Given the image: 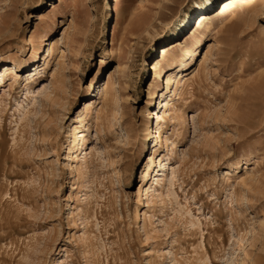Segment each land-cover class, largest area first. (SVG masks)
<instances>
[{
    "label": "rangeland",
    "instance_id": "374dc122",
    "mask_svg": "<svg viewBox=\"0 0 264 264\" xmlns=\"http://www.w3.org/2000/svg\"><path fill=\"white\" fill-rule=\"evenodd\" d=\"M263 2L0 0V264H264L257 224L204 252L188 227H139L173 176L204 226L264 207V18L236 26Z\"/></svg>",
    "mask_w": 264,
    "mask_h": 264
},
{
    "label": "bare ground",
    "instance_id": "6f19581e",
    "mask_svg": "<svg viewBox=\"0 0 264 264\" xmlns=\"http://www.w3.org/2000/svg\"><path fill=\"white\" fill-rule=\"evenodd\" d=\"M263 18L264 2L247 11L236 26L243 36L251 35L262 26ZM220 54L221 53L212 58L207 55H203L196 59L190 66L181 71L179 88L182 95L186 96L189 93L194 92L195 86L200 80H206L207 77H210L217 71V68L221 63ZM2 78L3 77L0 74V81H2ZM105 90L106 85L102 87V95H104ZM2 101H4V99L1 94L0 105ZM90 105L91 104L86 101L83 106V111H87ZM172 185L174 186L173 188H171ZM165 192L167 193L164 194ZM159 195H161L162 200V207L161 210L158 211L159 213L152 216H148L147 214L144 215L141 219V224H139V227L142 229L144 234L147 233L149 228L159 227L160 232L168 233L171 230H185V228L188 227L190 229L189 231L196 236L197 243L194 245L195 248L197 249L199 247V249L204 252L206 247L202 237H207L212 240L223 238L228 234V229L226 228L227 225L235 226L233 227L235 231L234 236L237 238L236 240L238 244L243 241L245 236L244 230L240 228L241 223L257 224L259 228L264 231V207L258 210L247 211L246 209H239L240 207L236 208L231 205L221 206L211 212V216L210 213L208 215L210 222H214V225L211 226L205 224L204 226L200 219V213L202 212L200 210L201 206H199L197 202H194V206L188 204L190 202V198L193 196L190 197V195L181 188V184L175 176L169 179L164 188L159 190ZM168 208L173 209L172 216L168 215ZM232 217L236 218L232 220ZM237 218H239V220L242 219V221L237 222ZM203 227H206L207 229H202ZM200 229H202V232L210 233V235L204 236L200 232Z\"/></svg>",
    "mask_w": 264,
    "mask_h": 264
}]
</instances>
